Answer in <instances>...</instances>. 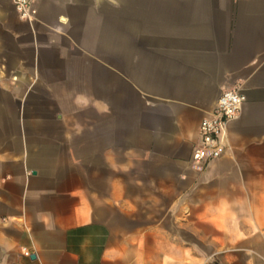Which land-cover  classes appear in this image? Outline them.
Instances as JSON below:
<instances>
[{"label":"crops","instance_id":"1","mask_svg":"<svg viewBox=\"0 0 264 264\" xmlns=\"http://www.w3.org/2000/svg\"><path fill=\"white\" fill-rule=\"evenodd\" d=\"M33 7L0 0V264H264V0Z\"/></svg>","mask_w":264,"mask_h":264},{"label":"built area","instance_id":"2","mask_svg":"<svg viewBox=\"0 0 264 264\" xmlns=\"http://www.w3.org/2000/svg\"><path fill=\"white\" fill-rule=\"evenodd\" d=\"M15 11L22 21H31L36 15L33 0H13ZM246 98L239 90L224 91L211 114L201 121L198 141L191 156L192 166L202 170L211 161L221 158L227 149V128L242 111ZM25 256H29L25 253Z\"/></svg>","mask_w":264,"mask_h":264}]
</instances>
